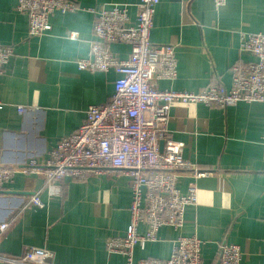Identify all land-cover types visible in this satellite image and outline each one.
<instances>
[{
	"label": "crops",
	"instance_id": "0c3cea01",
	"mask_svg": "<svg viewBox=\"0 0 264 264\" xmlns=\"http://www.w3.org/2000/svg\"><path fill=\"white\" fill-rule=\"evenodd\" d=\"M75 1L77 11L55 13L50 32L31 37L17 0H0V45L14 49L0 75V169L45 161L60 139L79 129L90 105L111 100L120 75L81 71L77 65L91 57L95 40L89 9L126 4L135 22L137 0ZM263 31L264 0H226L221 8L213 0H161L151 41L175 47L178 76L158 81L157 88L198 93L219 84L229 89L233 65L255 60L241 51V34ZM111 51L125 60L131 47L115 43ZM167 129V137L184 143V158L209 175L196 181L189 173L181 176L182 192L192 182L198 188L183 229L161 228L157 241L135 247L134 258H169L179 235H197L204 242V264H220L224 243L240 247L242 264H264V103L228 108L175 103ZM37 192L43 207L30 202ZM131 197L129 177L118 170L84 181L67 178L52 191L36 174L20 171L0 190V225L9 224L0 232V256L20 257L27 247H43L57 264H126L106 243L125 236ZM146 231L140 225L139 233Z\"/></svg>",
	"mask_w": 264,
	"mask_h": 264
},
{
	"label": "built area",
	"instance_id": "2783aa9c",
	"mask_svg": "<svg viewBox=\"0 0 264 264\" xmlns=\"http://www.w3.org/2000/svg\"><path fill=\"white\" fill-rule=\"evenodd\" d=\"M160 1L137 0L135 22L130 20L126 4L89 9L95 15V40L90 44L91 57L79 60L77 65L81 71H114L120 75L111 100L90 105L79 129L60 139L45 161L38 163L33 159L26 168H1L0 190H5V185L12 183L20 171L36 174L44 188L50 187L51 191L53 185L67 178L84 181L105 171H121L129 177L131 188L130 222L124 237L107 240L108 252L123 255L126 264H204V242L197 235H179L166 259L136 260L134 249L157 241L163 227L181 231L186 209L198 202L196 183L192 182L184 193L179 188L181 176L189 173L196 181L209 175L184 158L183 142L167 137L173 105L203 103L228 108L239 103H264V31L241 34V51L255 60L233 65L229 89L217 84L198 93L161 90L156 83L175 80L178 63L173 45L151 41ZM213 1L218 8L226 4V0ZM77 9L75 0H17L16 5L18 12L28 16L31 37L49 33L50 18L55 13L68 14ZM115 43L130 45L127 59L114 56L111 49ZM13 55V47L0 45V75ZM2 107L0 101V110ZM18 111L24 113L26 107L20 106ZM39 193L30 202L43 207ZM8 225L2 223L0 232ZM140 225L147 227L144 234L139 233ZM242 259L238 245L220 246V264H242ZM0 260L10 264H57L54 253L43 247H27L20 257L0 256Z\"/></svg>",
	"mask_w": 264,
	"mask_h": 264
},
{
	"label": "water",
	"instance_id": "95a60500",
	"mask_svg": "<svg viewBox=\"0 0 264 264\" xmlns=\"http://www.w3.org/2000/svg\"><path fill=\"white\" fill-rule=\"evenodd\" d=\"M220 262V261H219Z\"/></svg>",
	"mask_w": 264,
	"mask_h": 264
}]
</instances>
